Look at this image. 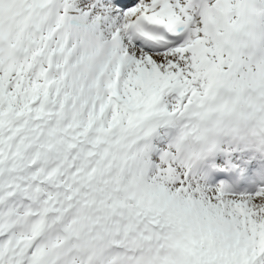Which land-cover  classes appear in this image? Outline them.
Returning <instances> with one entry per match:
<instances>
[{"label": "snow or ice", "instance_id": "1", "mask_svg": "<svg viewBox=\"0 0 264 264\" xmlns=\"http://www.w3.org/2000/svg\"><path fill=\"white\" fill-rule=\"evenodd\" d=\"M257 83L264 0H0V264H264V183L204 182Z\"/></svg>", "mask_w": 264, "mask_h": 264}, {"label": "bare ground", "instance_id": "2", "mask_svg": "<svg viewBox=\"0 0 264 264\" xmlns=\"http://www.w3.org/2000/svg\"><path fill=\"white\" fill-rule=\"evenodd\" d=\"M176 132L177 129L174 127L171 126L161 127L158 130L157 135L154 137V142L166 143L168 142V140H170L172 137L175 136ZM161 137L164 138L162 139ZM249 151L250 150L248 149L233 145L231 143H222L221 150L218 151L212 159L215 160L216 158L224 157L226 158L227 163H230L231 161H235L233 163H237L238 161L245 163L253 160V157H255L252 155H248L247 153ZM257 160H259L260 162L258 168L255 169V171L257 172V176L254 177L251 176V173H249L250 171L249 169L242 168V170L240 171H235L234 169L230 168V170L235 173L237 180L235 183V188H236L235 190L229 188L224 184L228 191H234V194H242L252 191L257 186L258 182L264 183V158ZM217 167L219 168L218 165L216 166V168ZM220 168L223 170L225 169L222 168V166H220ZM220 168L217 170L220 171ZM251 171H253V169ZM205 178L206 177H204V179ZM204 182L207 183L209 187H216L218 184H220V183L217 184L214 182H210L207 180H204Z\"/></svg>", "mask_w": 264, "mask_h": 264}, {"label": "clouds", "instance_id": "3", "mask_svg": "<svg viewBox=\"0 0 264 264\" xmlns=\"http://www.w3.org/2000/svg\"><path fill=\"white\" fill-rule=\"evenodd\" d=\"M246 101L250 105V110L246 114L244 128L239 136L232 138L231 142L264 158V87L257 83L251 98L246 97ZM230 118L229 112H221L214 116L216 120ZM180 134V131H177L175 136Z\"/></svg>", "mask_w": 264, "mask_h": 264}]
</instances>
